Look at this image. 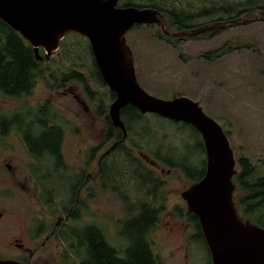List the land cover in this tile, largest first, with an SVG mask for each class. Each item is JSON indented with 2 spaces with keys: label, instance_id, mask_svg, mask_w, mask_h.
<instances>
[{
  "label": "rangeland",
  "instance_id": "374dc122",
  "mask_svg": "<svg viewBox=\"0 0 264 264\" xmlns=\"http://www.w3.org/2000/svg\"><path fill=\"white\" fill-rule=\"evenodd\" d=\"M210 1L213 3L216 0H164L160 6H174L176 9L194 12L203 5H210ZM134 2L145 3L143 0ZM220 16L222 14L217 13L213 18ZM256 16V20L246 23L227 24L212 36L196 34L173 37L164 34L156 25L144 24L130 30L126 39L132 50L140 86L149 94L162 99L182 95L197 101L207 115L221 124L235 158L248 157L255 166V172L261 175L264 174V16L263 13L255 11L241 18L252 19ZM162 17L167 30L176 31L169 18L165 14ZM208 21L209 18L203 17L189 20L187 24L198 25ZM72 40V36H69L66 41ZM218 48L221 49L210 53ZM71 49L73 53L69 56L70 64L74 53L75 56L79 54L78 47L72 46ZM58 50L59 48L48 60L60 59ZM51 66L55 68L52 64ZM91 86L106 99L104 94L108 92L107 87H99L92 81ZM46 100L52 102L50 107L56 114L55 121L63 126L65 132L62 155L69 168L65 166L62 177L71 176L72 173L78 174L82 169H85L84 174H91L97 167L95 162L87 166L88 148L102 140L104 120L95 115V103L88 100L79 83L73 82L63 88L48 89L42 79L37 80L31 94L25 97L11 98L0 93V110L10 112L26 105L31 106L30 112L33 114L35 107L42 105ZM108 103L106 100V104ZM84 106L88 109L85 110ZM144 115V120L130 132V139L127 140V145L135 156L140 157L139 154H143L148 160H155L152 155L157 153L161 161L168 159L177 163L180 160L178 154L183 152L182 144L185 143L188 149L184 156L193 158L196 168L203 167L205 153L200 148L202 137L194 127L180 121L172 123L171 119L157 117L159 115L154 113ZM143 125H147L149 129L143 131ZM104 149L105 147L101 151ZM107 161L116 165L125 181L129 182L124 186L132 200L138 196L143 197L144 193L139 190L136 182L130 179L128 172L132 167L128 165L124 155L111 153ZM145 163L164 180L161 192L165 210L161 212L158 223L150 234L158 264H207V248L202 242L193 240V224L186 217L179 216L174 209L175 206L186 205L180 192L192 182L185 178L179 167L167 168L156 162ZM236 169L238 170L237 165ZM58 181L59 185H63L57 192L56 201L51 206H45L47 220L50 219L51 222H55L58 216L56 214L62 212L61 205L66 204L69 195L68 181ZM88 184L95 188V195L88 196L86 185L81 192L83 208L77 220L69 219L67 222L80 225L95 221L102 226L113 243L119 242L115 223L124 216V203L116 193L96 189L97 182L91 180ZM0 186V211L5 213L0 226L7 228L5 239L1 242L8 244L13 239L12 236L19 237L17 224L14 222L18 216H24L25 211L30 212V209H25L26 206L29 205L34 212H39L40 209L34 206L33 193L31 198L19 189L7 194L4 185ZM242 194L244 192L235 186V200ZM8 217L11 218L10 221ZM12 226L15 232L11 229ZM63 246L61 236L54 237L41 249V259L36 264H76V257ZM1 252L8 255L16 253H13L12 248L3 247ZM63 257L68 260L64 261Z\"/></svg>",
  "mask_w": 264,
  "mask_h": 264
},
{
  "label": "trees",
  "instance_id": "16d2710c",
  "mask_svg": "<svg viewBox=\"0 0 264 264\" xmlns=\"http://www.w3.org/2000/svg\"><path fill=\"white\" fill-rule=\"evenodd\" d=\"M143 1H145L144 4L136 3L134 0H120L121 6H148L158 10L160 14H165L169 18L176 30L192 29L204 24H187V21L198 18L207 17L210 21L206 23H209L247 17L251 12L264 11V0H216L213 3L210 1V5H203L194 12L176 9L174 6L170 8L162 7L160 3L162 4L164 0ZM217 13L222 14V16L214 19L213 16ZM225 26L205 30L197 35L212 36ZM69 36L73 38L70 42L66 41ZM59 46L60 59H50V61L43 58L38 60L32 46L20 34L0 20V93L5 96L23 97L32 92L37 80L40 79L44 81L48 89L63 88L73 82L79 83L88 100L95 103L96 114L104 116L103 119L107 125L106 131L108 134L106 140L109 138L119 140L116 147L111 148L106 155L114 152L123 154L128 165L132 167L128 172L130 179L134 180L139 190L144 193L143 197L138 196L132 200L124 186L125 183L129 182L125 181L121 170L119 171L116 165L107 162L108 165L103 166L100 186L102 189L118 192L121 201L125 205L124 216L116 222V236L119 242L111 243L106 237L104 229L86 222L80 225L65 226L60 234L66 243L65 249L73 257H76L77 264H158L159 260L153 251L150 234L158 223L161 212L165 210L161 192L164 180L154 169L146 165L145 158L135 156L132 149H129L123 143L121 131L117 130L118 133L114 134L116 130L109 120L106 104V100L111 101L114 99V94L107 92V94H104L106 95V99H104V96L91 86L92 81L99 87H106L92 56L88 41L78 34L69 33L60 41ZM72 46L78 47L79 54L75 56L74 53L73 61L70 64L68 61L70 54L73 53ZM219 49L221 48L210 53H215ZM39 52L43 54L41 48ZM50 63L55 68H52ZM74 66L77 68H73ZM50 103L52 102L49 100L44 101L40 107L33 110V116L29 122L27 120L20 122L26 124L24 136H27L26 142L31 148L30 151L32 153L35 151L38 153L35 155L39 156V150H45L47 156L52 159L53 169L59 172L60 169L65 170L66 166L61 150L65 132L63 126L55 121L56 114L51 110ZM39 116L45 117V120L39 118ZM121 118L127 131V139H130V132L144 120L145 115L127 104L121 110ZM170 122L175 123L176 121L170 120ZM142 129L147 131L149 127L143 125ZM183 148V152L178 154L180 160L177 163L168 159L161 161L157 153L152 156L164 167H179L178 169L183 172L185 178L191 182H196L204 175L205 159L202 161L203 167L198 169L193 165V158L190 159L184 156L185 151L188 149L185 143L182 144ZM200 148L205 153L203 141ZM236 165L238 170L233 177V183L244 192V194L237 197V200L233 197L237 211L243 220L264 227V174H257L255 166L246 156L238 157ZM61 175L57 174L56 178L59 180ZM112 180H116V183ZM71 185L68 200L64 204L65 209L74 201L75 194L73 190L75 186ZM45 194H47L46 202H51L53 197L51 190L49 189ZM64 205L62 204V206ZM81 205H83V202H81ZM174 209L179 216L186 217L193 224V240L202 242L207 248L197 216L188 211L185 206H175ZM71 217L78 218L73 215ZM207 252V264H212L208 248Z\"/></svg>",
  "mask_w": 264,
  "mask_h": 264
},
{
  "label": "water",
  "instance_id": "95a60500",
  "mask_svg": "<svg viewBox=\"0 0 264 264\" xmlns=\"http://www.w3.org/2000/svg\"><path fill=\"white\" fill-rule=\"evenodd\" d=\"M257 16L214 21L169 33L158 10L120 6L119 0H0V20L32 46L38 60H48L69 33L88 41L100 75L115 95L108 108L110 120L124 137L127 131L120 111L127 104L142 114L154 113L188 123L199 132L205 150V172L180 196L187 210L198 218L212 264H264V227L243 220L237 211L233 199L237 159L221 124L186 96L162 99L146 92L138 83L126 33L135 25L153 24L165 34L191 36L234 22L256 20ZM0 264L23 263L0 259Z\"/></svg>",
  "mask_w": 264,
  "mask_h": 264
},
{
  "label": "flooded vegetation",
  "instance_id": "af4514ba",
  "mask_svg": "<svg viewBox=\"0 0 264 264\" xmlns=\"http://www.w3.org/2000/svg\"><path fill=\"white\" fill-rule=\"evenodd\" d=\"M119 5L121 6L120 0H119ZM160 15L162 17V14ZM162 20L164 21L163 17ZM141 25L144 24L135 25L130 30L136 29ZM176 31H180V30H176ZM176 31H172V32L169 31V33H173ZM166 35L172 36L170 34H166ZM108 92L111 91L108 90ZM6 97H11V96H6ZM11 98H17V97H11ZM77 100L82 105H84V102L81 101L79 98ZM113 100L109 101V103L107 104V114H108L109 105ZM40 106L41 104L36 106L35 108ZM30 109L31 106L24 105L23 107L21 108L19 107L18 109H15L10 112H4L3 110L2 111L0 110V185H4V191H6L7 194H12L13 192H15V189H19L22 190V192H25L24 194L28 195V197L31 198L32 197L31 193H33L34 206L39 207L40 209L39 212H34L33 210H31L30 206L27 205L25 209H30V212L25 211L24 216H20V217L17 215L18 218L16 221L14 218L15 221L14 223L17 224V230H18L17 232L19 237L16 238L15 236H12L13 239L8 244H4V243L2 244L1 242L5 239L4 235L7 228L3 227L2 225L0 226V259H14L23 264H36L37 261L41 259L40 251L44 246H46V243L52 240L54 237H58L61 234V232L65 229V226L71 225L70 223L67 222V220L69 219H72L74 221L77 220V218H72L71 216L73 215L78 217L79 213L83 208V206L81 205V202H83L81 200L83 198L81 196V192L84 189V187L87 185L89 197H93L95 195V188L88 186L89 181L93 180L97 182L98 185L96 189L100 191H111L119 195L118 192L112 191L110 189H102L100 186V183L102 182L101 177H102L103 168L108 165L107 158L109 155L106 154H108L111 148H115L117 143H119V140H116L114 138H109L108 140H106L108 134L106 131L107 125L105 124V122H104L105 130L103 132L102 140L99 143L92 145L88 148L87 166H90L92 162H95L97 167L96 170L93 171L91 174H89L88 172L84 174L85 169H82L78 174L73 175L72 173L71 176L62 177V175L64 174V170L60 169L59 172H57L53 169L52 159L47 156L45 150H39V156L35 155L38 154L35 151H33V153L30 151L31 148L29 147L28 142H26L27 136L26 137L24 136L25 135L24 131H26L25 130L26 124L20 122L24 120H27L28 122L30 121L31 117L33 116V114H31L30 112ZM84 109L87 110L88 109L87 106H84ZM93 111L95 115L98 116L99 118H104V116H100L96 114L95 108L93 109ZM120 117H121V111H120ZM39 118H42V116H39ZM42 119L45 120V117H43ZM112 126L116 130L114 134L118 133L117 130L121 131L120 128L115 127L113 124ZM33 133H37V132H33ZM127 140H128L127 134L124 137L122 132V141L126 146H128ZM104 147L105 149L101 151V149H103ZM139 155L142 156L143 158H145L144 156H146L143 154L142 155L139 154ZM145 160L150 162L151 164H154L155 162L158 163L157 160L154 159L148 160V158H145ZM63 161L66 163V167H68V164L65 161L64 157H63ZM70 169H72L76 173V170H74L72 167ZM57 174L58 175L62 174L61 178L59 179L61 182H64V180H66L69 183V187L71 183H72L71 186H75L73 190L75 197L73 198L74 200L73 203L70 206H68L66 209L64 208L65 205L64 206L61 205L62 212L60 214H56L58 216L55 222H51L50 219L47 220L46 217L47 211L45 209V206H51L56 201L57 192L59 188L63 185V184L59 185V181L56 178ZM112 181L116 183V180L115 181L112 180ZM27 184L29 185L27 186ZM49 189L51 190V194L53 195V197L51 198V202L47 203L46 202L47 194L45 193L49 191ZM125 190L128 192L126 188ZM4 216H5L4 211H0V222L4 218ZM119 219H117L116 222ZM8 220L10 221L11 218L8 217ZM90 223L91 224L93 223L96 226H98V228L103 229L102 226H100L95 221H91ZM115 226L117 232L116 223ZM11 229L14 231L13 226ZM108 240L111 243H113L109 238ZM63 245H64L63 247H66V243L64 240H63ZM2 247L5 249L12 248L13 253L14 252L16 253L11 255L4 254L1 252ZM63 260L66 261L68 259L66 257H63Z\"/></svg>",
  "mask_w": 264,
  "mask_h": 264
}]
</instances>
